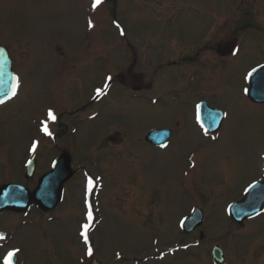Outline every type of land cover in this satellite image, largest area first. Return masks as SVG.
<instances>
[{"label":"rangeland","instance_id":"374dc122","mask_svg":"<svg viewBox=\"0 0 264 264\" xmlns=\"http://www.w3.org/2000/svg\"><path fill=\"white\" fill-rule=\"evenodd\" d=\"M237 1L124 0L114 18L111 7L92 11L84 0H0V43L20 80L17 97L0 106V184L36 185L35 177L24 179L20 166L30 157L34 138L39 173L48 168L53 144L59 151L70 143L74 164L87 165L102 180L92 198L99 220L89 229L88 246L80 238L85 220L77 172L54 210L32 206L23 213H0V230L6 232L0 264L13 249H19L17 264H209L207 252L215 244L225 251L227 264H264V213L241 226L224 215V205L239 198L248 182L262 180L264 153V108L243 94L247 70L264 62V0ZM240 19L251 23L234 37L237 54L218 58L213 70L194 63L207 51L220 56L208 39L214 24L219 26L212 34L223 37L230 32L224 21L230 27ZM205 44L212 48L193 62L158 67ZM132 50L137 56L131 67L141 80L146 69L154 72L151 100L132 99L118 81L107 99L87 102L107 73L126 70ZM195 88L227 117L214 137L192 119L200 94ZM85 102L89 105L78 116H64L52 128L53 140L43 139L40 129L48 126L49 110H73ZM67 119L75 122L71 134L63 131ZM112 123L123 127L114 128L125 133L118 135L124 143L100 149L99 140L107 137L102 132H110L106 126ZM162 126L175 130L168 148L137 141ZM196 205L205 216L199 229L208 239L192 246L198 229L187 234L178 227ZM89 246L92 257L86 254Z\"/></svg>","mask_w":264,"mask_h":264},{"label":"flooded vegetation","instance_id":"af4514ba","mask_svg":"<svg viewBox=\"0 0 264 264\" xmlns=\"http://www.w3.org/2000/svg\"><path fill=\"white\" fill-rule=\"evenodd\" d=\"M85 1V5H86V8L88 9H92V11L94 10H97L99 11L100 10H104V6H108V7H111L112 8V12H111V16L112 17H116L118 14V7L120 4L123 5V1L124 0H101V4L98 5L95 9L92 7V4H93V0H84ZM158 6V5H156ZM160 7V6H159ZM99 15V14H98ZM82 16H84V18L86 19V17L88 16L87 13H84L82 14ZM228 17H230V15H228ZM227 17V18H228ZM226 18V19H227ZM221 20H225V18H222ZM225 22V30H227L229 33H226V34H223V37L222 36H214V33L215 30H216V27L219 26V24H214V26L212 27L214 29L213 32L209 33V37L208 39H212L214 40V45H217L218 46V49H219V52L218 54L221 55V56H217L213 53V55H210L209 51L208 52V60L207 61H195V59H197V57H199V53H201V51L203 52L204 50H206V48H212V47H209V44L208 45H203V46H193L191 50H189V52H185L184 55H186L184 57V59L181 58H178V59H168L164 62H162L158 67L160 68V66H174V67H177L178 65H182L183 62H193L195 61L194 63H198L200 65H202V67H209L208 69H211L213 70L215 67H216V62L218 60V58L220 57H225L226 55H234V54H237V50L238 48L240 47L239 46V42H237V39L234 38V37H237L238 34L241 36V33L243 32V25L241 23H237V24H234L233 26H230L228 27V25L230 24V22H228L227 20L224 21ZM211 28V29H212ZM239 32V33H238ZM230 36V37H229ZM218 38V40H216ZM222 40H226V41H222ZM215 48V46H214ZM212 51V50H211ZM191 52V53H190ZM10 55V53H9ZM196 56V58H194ZM11 57V55H10ZM11 60H12V57H11ZM133 61H135V57L133 59ZM214 62V63H213ZM213 63V64H212ZM131 62L128 64L126 70L122 73V74H115L114 76L111 77V80L109 82V84L106 86V87H102L101 88V92L100 94L98 95L96 93V97L92 100L88 99L87 102H90V104H93V103H99L105 99H107L108 96H106V92L110 89V87L115 84V83H119L118 81H120V85H122L124 87V89L126 90H130V93L128 94L129 97H131L132 99H141L142 101H149L151 100L152 98V93H151V82H152V76H151V71L149 69H146L145 71H143V74H144V78L141 80V72L137 71H133L132 67H131ZM166 64V65H165ZM209 64V65H208ZM11 67H12V70L13 72L18 76L17 74V70L15 69V65L13 63V60L11 61ZM195 69V68H194ZM214 73V72H213ZM122 76V78H121ZM118 77V78H117ZM135 82V83H134ZM137 82V83H136ZM244 82H245V85H246V81L244 79ZM19 84H20V80H19ZM247 86V85H246ZM201 91L202 94H198V97H201V98H204V92H203V89H198V88H195V91ZM116 91H119L118 89H116ZM126 92V91H125ZM17 94H18V89H17ZM17 97V95H16ZM15 96L11 97L10 99L4 101V103H0V106H3L7 103H10L11 100L14 98H16ZM153 97H155L153 95ZM199 99V98H198ZM12 100V101H13ZM198 101V100H197ZM196 101V102H197ZM87 102H85L84 104H86ZM83 105V104H82ZM78 106L76 107V109H67V107H63V108H60L56 113H54L56 119L55 120H51L50 119V122H49V133L50 135L48 134V138L49 140H53L54 137H55V131H52V128L57 124L59 125L61 123V119L65 116H71L72 114L74 116H78V114L80 113V111L85 108L88 107L89 104H86L85 106ZM197 112H198V102H197V106L194 107V110H193V121L196 123V125L198 126L199 130L206 134L207 137H213L214 135H216L217 133L220 132V130L222 129V126L224 125V122L226 120V117L225 115H223V118L221 120V124L219 126V128L215 131V132H209L203 125H201V123L199 122L198 118H197ZM71 114V115H70ZM85 117V115H84ZM65 122L62 123L63 125V131L67 134H71V131L73 129V124H71L69 122V120H64ZM119 125L121 128H123L120 124H117V123H112L110 125H107L106 128H109L111 129L110 132H102V134H106L107 137L104 139V136L101 138V140L99 141H102V142H98L100 143L99 144V148L101 149V146L104 144V143H108V144H113V145H116V144H122L124 143V138H123V135H121L120 137L118 135L120 134H125L122 129L121 130H118V129H115L114 127ZM163 127V126H162ZM172 131H170V137L169 139L165 142L164 146L163 147H158L156 149H160V150H163V149H166L170 146V144L172 143V140L175 136V130L174 129H171ZM123 132V133H122ZM113 134V135H112ZM118 136V137H116ZM116 137V138H115ZM137 138V141L139 143H143L149 147H152L153 145L150 144L149 142H147L145 140V133L143 135H140L136 137ZM127 139V138H126ZM129 141V140H128ZM32 144L35 145V148H33V146L31 147V154H30V157L28 156V158H25L22 162V165L20 164V166H22L21 168V174L23 175L24 179H30V178H33L35 177V180H36V183H37V180L38 178L44 174L45 172H47L51 165H52V162L55 160V158L61 153L63 152L64 150L68 151L69 154H70V165H71V168H72V174L70 176V178H68L65 183H64V193H65V185L66 183H68L72 178L73 176H75L77 174V172L80 173L81 177H82V181H83V188H85V184H86V179L88 178L89 176V171L87 170V165H84V164H80V165H75L74 164V160H73V156L71 155L70 151L67 149L68 148V145L69 144H66L65 147H62V149H60L59 151L55 149V146L53 144V147H52V151H53V154L52 156H50V161H49V164H48V168L47 170H45L44 172H40L39 173V165H38V160H39V156L40 154L39 153H36V152H39V142H37V139L34 138ZM31 145H28V147H30ZM154 147H157V146H154ZM60 148V147H59ZM117 148V147H115ZM56 151V153H55ZM30 158H33L34 159V164H33V168L32 170H29V171H26L25 170V162L30 159ZM40 161V160H39ZM92 176H97V177H100L98 175H92ZM85 182V184H84ZM28 187V186H27ZM87 187V186H86ZM99 187V186H98ZM31 188V187H29ZM99 191V190H97ZM86 195V193H85ZM93 195V194H92ZM225 206V205H224ZM196 207L198 208H201L200 205H196ZM202 210V208H201ZM203 212V210H202ZM203 214V218H202V221L201 223L199 224V226H197L196 228L193 229L192 233L195 232L197 229V240L195 241V243H193V245H196V246H199L197 245V243H200L201 241L203 240H206L208 239L207 237H205L204 233L202 230L199 229V227H201L202 225L205 224V216H204V213ZM244 223V222H243ZM242 223V224H243ZM241 226V225H240ZM209 252V251H208ZM208 252H207V258H208V262L209 264H211V261H210V257L208 255ZM224 254H225V251H224ZM226 259H225V256H224V262L223 264H227V262H225ZM212 263L214 264V262L212 261Z\"/></svg>","mask_w":264,"mask_h":264},{"label":"water","instance_id":"95a60500","mask_svg":"<svg viewBox=\"0 0 264 264\" xmlns=\"http://www.w3.org/2000/svg\"><path fill=\"white\" fill-rule=\"evenodd\" d=\"M264 66L258 67L252 71L249 78L250 87L248 96L255 102H264ZM0 98H4V93L11 92L10 79V59L6 49L0 45ZM205 109L207 119H212V129L217 126L219 117L215 110ZM167 131L152 130L147 139L161 142L167 138ZM69 155L62 153L52 167V169L41 176L38 180V185L32 191L27 188L15 184H4L0 186V212L4 210L25 211L30 205H36L43 211L53 209L60 201L62 195V186L64 181L70 176ZM261 209H264V180L251 185L245 192L243 198L229 206L228 212L232 221L236 223L242 222L244 219L253 217ZM192 219L189 218L184 222L185 230ZM193 223H191V227ZM214 259L219 262L222 256L220 249L214 247L212 250ZM16 262L15 258L13 264Z\"/></svg>","mask_w":264,"mask_h":264},{"label":"snow or ice","instance_id":"6c2138e0","mask_svg":"<svg viewBox=\"0 0 264 264\" xmlns=\"http://www.w3.org/2000/svg\"><path fill=\"white\" fill-rule=\"evenodd\" d=\"M101 4V0H93V4H92V7L95 9L98 5ZM89 26L91 27V22L89 23ZM251 75V74H250ZM0 87H2V82H0ZM19 88V77H12V83H11V96H16L17 95V89ZM97 94L99 95L100 94V90L97 91ZM5 96L8 95L7 92L4 93ZM0 103H4L3 100H0ZM48 118L51 119V120H55L56 117L54 115V113L49 110L48 112ZM43 131L46 133V134H49V131H48V127L47 125L45 124L44 128H43ZM33 148H35V145H33ZM89 209H90V206H89ZM87 219L88 221H92L93 217H92V212L91 210H89L87 212ZM89 228H90V224L89 223H85L84 225H82V232H81V236L84 240V243L85 245H88L89 244V237H88V232H89ZM3 237L0 236V239H2ZM19 252V249H13L11 251H8L6 253V255L3 256V260H2V264H13V258L17 255V253ZM87 256L89 257H92L93 256V248L92 247H88L87 248Z\"/></svg>","mask_w":264,"mask_h":264},{"label":"bare ground","instance_id":"6f19581e","mask_svg":"<svg viewBox=\"0 0 264 264\" xmlns=\"http://www.w3.org/2000/svg\"><path fill=\"white\" fill-rule=\"evenodd\" d=\"M15 97H16V96H15ZM14 99H15V98H14ZM12 100H13V99H12ZM12 100H11V101H12Z\"/></svg>","mask_w":264,"mask_h":264}]
</instances>
